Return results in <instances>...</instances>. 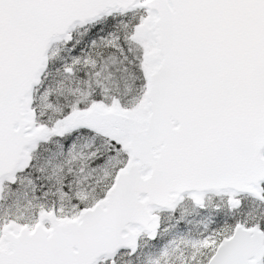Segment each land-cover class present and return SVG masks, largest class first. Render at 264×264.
<instances>
[{"label":"snow or ice","instance_id":"1","mask_svg":"<svg viewBox=\"0 0 264 264\" xmlns=\"http://www.w3.org/2000/svg\"><path fill=\"white\" fill-rule=\"evenodd\" d=\"M0 264H264V0H0Z\"/></svg>","mask_w":264,"mask_h":264}]
</instances>
